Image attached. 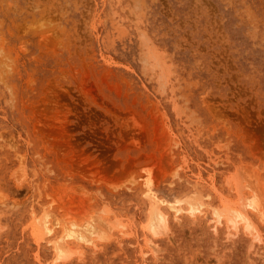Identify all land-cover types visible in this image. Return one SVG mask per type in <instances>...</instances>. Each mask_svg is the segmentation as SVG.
<instances>
[{
  "label": "rangeland",
  "instance_id": "1",
  "mask_svg": "<svg viewBox=\"0 0 264 264\" xmlns=\"http://www.w3.org/2000/svg\"><path fill=\"white\" fill-rule=\"evenodd\" d=\"M253 177L264 210V0H0V264H54L47 211L100 228L55 264H264L213 214ZM149 185L204 208L156 234Z\"/></svg>",
  "mask_w": 264,
  "mask_h": 264
},
{
  "label": "bare ground",
  "instance_id": "2",
  "mask_svg": "<svg viewBox=\"0 0 264 264\" xmlns=\"http://www.w3.org/2000/svg\"><path fill=\"white\" fill-rule=\"evenodd\" d=\"M244 178L242 179L244 180ZM251 178L247 181L245 179L246 183H244L242 186L240 185V188H239L240 191L238 192L240 193L239 195L240 197L237 201L233 202L230 200H224L225 203L223 201L224 208L222 210L214 209V212L212 211L213 214L216 216V218H219V220L217 219V221L221 222L222 219L227 218L228 223H231L232 225H238V223L242 222L243 224H245L244 226H246V228L249 230L251 228L255 229V227H257V226L255 227L253 226L254 224H253L252 215H254V213H257L258 215L260 214L262 218H264V210H263V205H262V202L260 201V196L258 195V193H255V191L247 192L245 189V188H250V189L254 188L253 182L255 180V177H253L254 179L252 180ZM239 179L240 178H238V180ZM142 191H143L142 196L145 195L146 197V204L148 207V211L151 215L150 216L151 218L149 220V224L147 225V227H150L151 229H153L156 234L159 233L160 229L166 228L167 219L170 214L174 215L175 217L176 216L178 217V215L183 213L184 211H189L191 212L190 215L193 216L197 211L201 210V207L204 208L203 205H205L203 204L202 199L201 200L200 199L199 200H195V199L189 200L188 198H191V195L190 197H186L184 199L174 197L173 199L168 200L162 197L161 195H158L152 189L150 185L146 186ZM185 213H188V212H185ZM50 217H53V218L50 220L49 219ZM95 222L96 220L89 219L88 221L85 222V224L84 223H81L80 225L72 224L71 225L72 227L68 228L67 224L69 223L66 222V220L64 221L61 218L57 217L56 215L52 216V213L47 211L43 214L42 217L36 220L35 222L36 230L35 231H36L37 237L41 241L49 240L51 242L53 240L54 249L56 250L54 251L56 252V255H57L54 261V264H55L56 261L57 262L61 260L64 261V259H67L71 256V254L75 251L74 250L75 248L72 250L73 248L72 246L75 247L80 244H86V243L90 245L94 244L95 235L99 233L98 231L100 229L99 226L95 224ZM60 229H63V232ZM58 232L63 233V234L58 238V240L54 241V237L58 234ZM152 241L150 240V243Z\"/></svg>",
  "mask_w": 264,
  "mask_h": 264
}]
</instances>
